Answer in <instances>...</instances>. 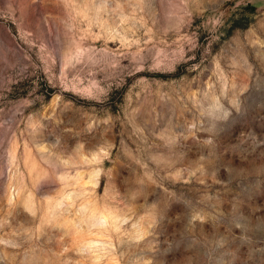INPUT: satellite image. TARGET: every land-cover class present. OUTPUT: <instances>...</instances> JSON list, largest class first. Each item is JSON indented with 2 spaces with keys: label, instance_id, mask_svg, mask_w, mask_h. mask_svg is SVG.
Masks as SVG:
<instances>
[{
  "label": "rangeland",
  "instance_id": "obj_1",
  "mask_svg": "<svg viewBox=\"0 0 264 264\" xmlns=\"http://www.w3.org/2000/svg\"><path fill=\"white\" fill-rule=\"evenodd\" d=\"M0 264H264V0H0Z\"/></svg>",
  "mask_w": 264,
  "mask_h": 264
}]
</instances>
